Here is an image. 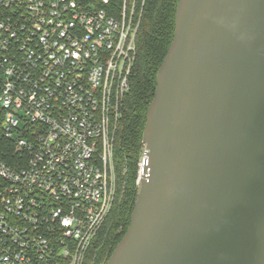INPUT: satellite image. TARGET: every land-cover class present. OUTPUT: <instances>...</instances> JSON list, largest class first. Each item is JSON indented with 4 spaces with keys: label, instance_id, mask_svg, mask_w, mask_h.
Returning <instances> with one entry per match:
<instances>
[{
    "label": "built area",
    "instance_id": "2783aa9c",
    "mask_svg": "<svg viewBox=\"0 0 264 264\" xmlns=\"http://www.w3.org/2000/svg\"><path fill=\"white\" fill-rule=\"evenodd\" d=\"M140 2L0 0V130L22 151L0 160V264L85 263L117 195Z\"/></svg>",
    "mask_w": 264,
    "mask_h": 264
},
{
    "label": "water",
    "instance_id": "95a60500",
    "mask_svg": "<svg viewBox=\"0 0 264 264\" xmlns=\"http://www.w3.org/2000/svg\"><path fill=\"white\" fill-rule=\"evenodd\" d=\"M139 191L107 264H264V0H179Z\"/></svg>",
    "mask_w": 264,
    "mask_h": 264
},
{
    "label": "trees",
    "instance_id": "16d2710c",
    "mask_svg": "<svg viewBox=\"0 0 264 264\" xmlns=\"http://www.w3.org/2000/svg\"><path fill=\"white\" fill-rule=\"evenodd\" d=\"M91 3L94 0H79ZM179 0H145L138 7L140 25L137 33V60L131 87L125 97L115 141L118 189L111 212L94 239L84 264H107L117 244L125 235L138 196V161L142 152L147 111L157 87V73L175 34ZM123 0H111L118 11ZM22 151L14 138L0 130V160L14 165Z\"/></svg>",
    "mask_w": 264,
    "mask_h": 264
},
{
    "label": "rangeland",
    "instance_id": "374dc122",
    "mask_svg": "<svg viewBox=\"0 0 264 264\" xmlns=\"http://www.w3.org/2000/svg\"><path fill=\"white\" fill-rule=\"evenodd\" d=\"M145 149V145L143 144V146H142V152H141V155H140V159H139V161H138V166H139V163H140V161H141V157H142V155H143V150ZM139 171H140V166H139V170H138V177H139ZM138 177H137V180H138ZM138 183V182H137Z\"/></svg>",
    "mask_w": 264,
    "mask_h": 264
}]
</instances>
